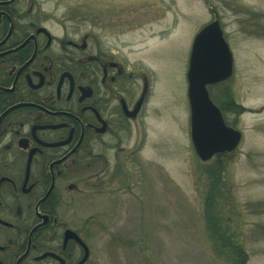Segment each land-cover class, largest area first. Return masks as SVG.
I'll use <instances>...</instances> for the list:
<instances>
[{"label":"rangeland","instance_id":"1","mask_svg":"<svg viewBox=\"0 0 264 264\" xmlns=\"http://www.w3.org/2000/svg\"><path fill=\"white\" fill-rule=\"evenodd\" d=\"M37 1L53 22L83 32L93 27L152 85L140 150L131 154L132 137L116 156L108 151V166L82 172L79 193L61 211L77 228L93 225V264H232L217 255L204 225L215 180L206 169L218 161L223 168L211 203L224 211L222 225L241 243L246 264H264V0ZM216 19L233 70L208 91L242 138L221 159L202 162L190 140L186 73L195 35ZM230 98L239 108L228 106ZM94 173L99 184L92 187L87 178Z\"/></svg>","mask_w":264,"mask_h":264},{"label":"flooded vegetation","instance_id":"2","mask_svg":"<svg viewBox=\"0 0 264 264\" xmlns=\"http://www.w3.org/2000/svg\"><path fill=\"white\" fill-rule=\"evenodd\" d=\"M92 30L0 0V264H93V225L61 211L108 151L132 137L141 148L150 80Z\"/></svg>","mask_w":264,"mask_h":264},{"label":"water","instance_id":"3","mask_svg":"<svg viewBox=\"0 0 264 264\" xmlns=\"http://www.w3.org/2000/svg\"><path fill=\"white\" fill-rule=\"evenodd\" d=\"M232 74V54L222 36L218 20L211 21L195 35L186 78L190 108V139L201 161L217 153L232 151L241 132L227 126L206 86L228 79Z\"/></svg>","mask_w":264,"mask_h":264},{"label":"trees","instance_id":"4","mask_svg":"<svg viewBox=\"0 0 264 264\" xmlns=\"http://www.w3.org/2000/svg\"><path fill=\"white\" fill-rule=\"evenodd\" d=\"M228 93H230L229 90ZM236 105L239 108L238 104L232 102V99L230 98V100L228 101V106L235 107ZM218 106L223 111L224 109L223 106L219 104ZM221 157L222 154L216 155L217 159H221ZM222 168H223L222 162L218 161V163L215 164L213 167L206 169L209 177L215 180H210V185H209L210 187L207 193V197L205 199L207 207L204 208V212H203V217L205 222L204 225L209 237V241L211 242V244H213L214 248L217 251V255L219 257L226 255L228 260H230L232 264H246L247 255L241 243L237 240L229 238L225 228L222 225V219L224 218L223 217L224 211L223 210L221 211L218 205L214 204L213 202L211 203V200L213 199V195L215 194V192L217 193L218 191L216 182ZM221 198H223V196Z\"/></svg>","mask_w":264,"mask_h":264}]
</instances>
